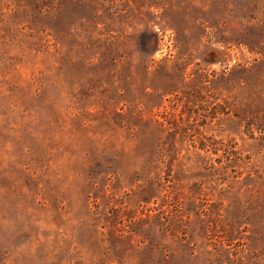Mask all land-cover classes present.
<instances>
[{
	"label": "rangeland",
	"instance_id": "rangeland-1",
	"mask_svg": "<svg viewBox=\"0 0 264 264\" xmlns=\"http://www.w3.org/2000/svg\"><path fill=\"white\" fill-rule=\"evenodd\" d=\"M0 264H264V0H0Z\"/></svg>",
	"mask_w": 264,
	"mask_h": 264
}]
</instances>
